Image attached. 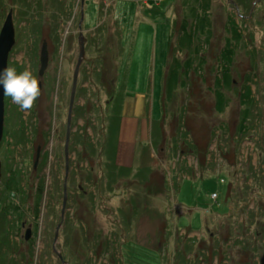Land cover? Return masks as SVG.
Listing matches in <instances>:
<instances>
[{
  "label": "rangeland",
  "instance_id": "rangeland-1",
  "mask_svg": "<svg viewBox=\"0 0 264 264\" xmlns=\"http://www.w3.org/2000/svg\"><path fill=\"white\" fill-rule=\"evenodd\" d=\"M211 2L212 37L207 42L202 36L199 42L201 54L206 59L201 75L205 81L201 83L199 77H194L186 88L179 87L176 97L167 102L165 113L161 103L162 97L163 101L165 99L163 76L172 45L175 47L176 41L183 39L178 29L184 12L186 15V9L195 4L194 0H85L84 7L82 0H26L24 3L0 0V32L9 12H14L16 43L8 66L15 67L18 72L31 70L39 87L41 84V95L30 110H21L5 96L4 138L0 144L1 187L5 177L12 171L17 172L21 189L17 196L13 194L11 202L22 212L20 218L12 212L5 219L0 213V264H13L12 260L16 264H26V259H32V264H62L55 250V238L62 221L67 171L65 143L81 33L86 38V55L80 68L73 110L68 202L56 243L57 251L73 263L75 256H79L76 251L78 225L83 224L85 216L93 217L90 213L94 210L105 238L108 235L114 240L119 234L125 237L121 242V264H188L187 260L189 264H264V232L259 240L251 242L257 248L253 256L243 249L244 245L237 244L241 241L238 235L221 243L223 255L220 245L213 243L209 236L216 233L222 241L231 216L234 224H243L258 216L250 212L264 210V0H241L244 6L238 0ZM142 6L149 8L146 15ZM81 9H84L82 26ZM231 19L236 20L243 38L235 47L232 63L235 84L224 88L227 106L223 113H218L214 82L220 53L233 38L228 28ZM117 25L121 46L116 47ZM101 26H109L106 41L93 44V37L98 33L96 29ZM45 42L48 43L49 67L41 77L40 58ZM187 55L183 51L179 56L186 60ZM252 59L258 64L255 68L257 84L252 89L260 103V123L246 136H240L236 130L242 111L239 91L244 75L253 71ZM111 77L115 82L118 78L115 97L122 103L120 116L125 118L126 98L146 95L147 118L144 120L148 125L151 103L150 118L154 124L159 122L156 128L165 125L166 137L164 147L160 144L166 152H160L159 130L149 142L147 151L153 154V162H158L162 168L158 169L160 175L156 180L161 181L158 186L167 188L168 194H160L157 199L145 198L144 194H139L145 189H149L148 194L151 190L157 193L153 184L150 188L125 183L121 188L127 194L125 200L134 203L121 214L115 210L122 205V195H119L122 190L114 196L106 193L104 170L107 167L100 160L101 131L114 107V98L109 95L111 87L107 85ZM141 116H145L142 108L136 117L141 119ZM122 140L131 141L129 134ZM176 140L180 146L177 152ZM142 141H146L145 135ZM147 151L141 149L142 162L149 154ZM90 168L95 172L93 182H99L95 209L87 208L89 203L86 204L77 189L80 184L89 193L98 189L86 180L82 182L81 176ZM138 169L135 168L133 174ZM37 187L43 190L39 202ZM229 191L239 201L238 206L229 201ZM167 196L170 198L165 199ZM78 198L81 205L76 206ZM37 202L40 204L39 217L35 215ZM128 213L135 221L132 230L127 222ZM255 221L258 220L254 219L253 223ZM246 227L248 223L245 231ZM28 229L33 234L30 242L25 240ZM241 229L242 237L245 234ZM250 237L252 234L247 233L245 238L249 239L244 240V248L249 247ZM29 243L34 244L33 255ZM177 245L183 248L175 253ZM186 245L195 246L188 257L183 254ZM114 249L116 247H111V254L116 255ZM214 252L217 256H213ZM106 263L102 259L98 264Z\"/></svg>",
  "mask_w": 264,
  "mask_h": 264
},
{
  "label": "trees",
  "instance_id": "trees-1",
  "mask_svg": "<svg viewBox=\"0 0 264 264\" xmlns=\"http://www.w3.org/2000/svg\"><path fill=\"white\" fill-rule=\"evenodd\" d=\"M20 2H26V0H19ZM195 4L192 5V7H188L186 9V15L184 12V19L182 21V24L180 25V29H178L179 35L183 37V39L176 41L177 45L175 47L171 48L170 52V61L168 64V68L165 74V99L163 101V108L166 113V105L167 102L169 103L174 99L176 96V91L178 88L183 87L186 88L188 83H192L194 77H199L200 82L204 83L205 79L201 77L203 74V70H205V65H206V59L204 55L201 54V46H200V40H202L203 37H205L206 41L209 42V40L212 37V19H211V9H212V0H194ZM241 3V0H238ZM40 3V2H39ZM242 4V3H241ZM243 5V4H242ZM244 6V5H243ZM81 16H82V9H81ZM235 19V18H234ZM244 23L247 21L243 20ZM176 27V26H175ZM174 27V28H175ZM117 31L115 32L116 34L114 37L118 38L116 41V47L121 46V34L118 32V25L116 26ZM228 28L233 34V38H230L224 48L222 49L219 59H218V75L215 79L214 82V95L217 99L216 105H215V110L218 113H223L224 110L226 109L228 101L226 99V96L224 95L223 91L225 90L224 88H231L234 86L235 81L232 79V63L235 58V47L237 43L240 42V40L243 38V32L240 31V28L238 24L231 19L229 20V25ZM98 31L97 35L93 37V44L99 45L103 40L106 39L107 35L109 34V26H101L96 29ZM96 30L93 31V35L95 34ZM203 36V37H202ZM173 38V35L171 36V39ZM108 40V39H107ZM173 40V39H172ZM106 41V40H105ZM104 41V42H105ZM109 43H107L108 45ZM187 52V59L186 60H181L182 52ZM251 65L253 68V71L246 73L243 77V85L240 88V105L242 107V111L240 112V119L238 121L237 125V132L240 136H246L250 131L255 130L256 126L259 125L260 123V111L258 106L260 103L256 100L254 96V91H253V86H255L257 83L258 79V74H257V62L255 59L251 60ZM102 73V70H100ZM200 74V76H198ZM117 81V79H116ZM192 81V82H191ZM104 86L105 83L101 82ZM116 83L115 79L112 77L107 81V85L110 88L109 95L113 99L114 107L111 112V116L109 120L105 121V125L103 127V130L101 131V139L103 140V145H102V151H101V157L100 160L104 163V166L107 167L105 175V181L107 182L106 184V193L108 195L114 196L117 194V192H120L118 190H122L119 195H122L120 199H122V205L117 208L116 213H124L127 211V208H129L128 205H130L131 202L130 200L126 201L127 199V194L124 193V189H121L123 184L127 183L130 186L134 185H140V187H150L153 184L157 188V193H155L153 190L148 194L149 189H145V192L143 193L140 192L139 194H144L145 198L149 199H157L159 198L160 194H165L168 190L167 188H160L158 186L159 181L158 179L156 180L157 176L160 175V171H158L159 168H161L160 164L158 162H153V158L150 159V157H146V159L141 163L142 165L139 167V171L136 174H133V168L131 167H124L120 166L117 163V152H118V146H119V131H120V125H121V116H120V107H122V103L120 100H118L115 97L116 93ZM189 96V95H188ZM116 99V100H115ZM116 105V106H115ZM179 120L182 121L183 118L179 117ZM109 122V123H108ZM155 123V122H154ZM159 123V122H158ZM156 123V124H158ZM153 125V135H157L156 131L159 133L161 136L159 138L161 141L159 142V148L161 154L164 153V145L166 144V137L164 134V128L165 125L163 124L162 127L157 126L158 128ZM162 144V146L160 145ZM175 147H176V152L180 146L178 144V141H175ZM166 152V151H165ZM264 163V161L262 162ZM143 167H145L143 169ZM162 169V168H161ZM12 174L9 177H5L3 180V187L0 188V213L4 216V219L9 217V215L14 212L19 218L21 215V210L20 207L12 206L11 200H13L15 196H17L18 191L21 189V184H20V179L19 175L17 172H11ZM165 173V172H164ZM95 175L94 169L90 168L87 173L82 177V182L87 181L90 182L89 185L91 187H97L96 191H93L91 193L88 192L87 189L83 188V184H80L77 189L80 194H82L81 198L86 200V204L89 206H92V208H96V203H97V190H99V182L95 184L93 181V176ZM164 182V181H163ZM156 184V185H155ZM165 184V182H164ZM120 186V187H119ZM118 187V188H116ZM159 187V188H158ZM161 187H164L163 184ZM38 188V187H37ZM103 188V187H102ZM37 193L38 194V202L41 198V194L43 193L42 188H38ZM147 192V194H145ZM168 194V193H166ZM170 197H165V199H169ZM228 198L229 201L235 202L238 206L239 201L236 200L234 195H232V192H228ZM15 200V199H14ZM110 201V198H109ZM35 205L36 212L35 215L39 217L40 214V204ZM76 206L81 205V199L78 198L76 200ZM123 206V207H122ZM260 211V213H259ZM166 213V212H165ZM252 216L255 217L253 219H250L249 221L244 222L241 224L240 222L234 224L231 219H228V227L226 233L223 235L222 234V241L219 240V236L216 233H212L210 236L211 240L213 243H217V245H220V254L223 255L221 243L226 239V242L230 238H236L235 235L240 236L238 242V245H246L245 241H248L249 238H245L246 234H252V238L250 237V242H248L249 247L243 246V249L245 251H249L251 255H256L257 248L255 244H251V242L254 241L255 239L259 240V236L261 233L264 232V210L262 209H257L255 212H250ZM90 215L93 217H89V215L85 216L83 218V224L78 225V242L76 246V251L79 254V256H75L76 259H74L73 263L71 261H67L65 256L64 260L68 262L69 264H98L99 260L105 259L107 261L106 264H121L122 263V250H121V242L125 238L124 236L122 237V234H119L114 240L110 239L107 235H104V229L100 226L99 222L97 221V218H95V211L92 210ZM130 213H128V223L129 227L132 230V225L135 223L133 221ZM261 216V217H260ZM257 219L258 221H255L256 223H253V220ZM85 222V223H84ZM241 225H240V224ZM248 223V227H246L245 231V225ZM256 224V225H255ZM239 226V227H237ZM255 226L256 229L254 230L252 227ZM241 228L244 229V236L241 237L240 231L242 230ZM239 230V232H238ZM81 232V233H80ZM237 232V233H236ZM128 235H130V231L127 230ZM207 234V233H206ZM127 235V236H128ZM126 236V237H127ZM229 237V238H228ZM128 240V239H127ZM194 240V239H193ZM112 241V242H111ZM129 241V240H128ZM237 241V240H236ZM194 242H196L194 240ZM215 243V244H216ZM170 244V243H169ZM167 244V245H169ZM29 249L31 252V255L34 253V244L29 243ZM112 245V246H110ZM124 245V243H123ZM195 245V243H194ZM116 247L117 254L113 255L111 254V247ZM161 247V245H159ZM195 246H185L186 249H183V254L185 257H188L189 254H191V251L193 250ZM162 248V247H161ZM183 248V246H176V249L174 250L175 253L180 252V249ZM214 248V244H213ZM201 249H204V247H201ZM217 249V248H214ZM212 249V250H214ZM113 250V251H114ZM190 250V251H189ZM120 252V256H119ZM202 251L200 250V253ZM241 252H244L242 250ZM187 255V256H186ZM213 256H217V253L214 252ZM264 256V255H263ZM32 258V257H31ZM25 261L26 264H32V259H26ZM102 263V261H100ZM13 264H16L15 261L12 260ZM187 263L189 264V260H187ZM2 264H5L3 262ZM24 264V263H23ZM185 264V263H184Z\"/></svg>",
  "mask_w": 264,
  "mask_h": 264
},
{
  "label": "water",
  "instance_id": "water-1",
  "mask_svg": "<svg viewBox=\"0 0 264 264\" xmlns=\"http://www.w3.org/2000/svg\"><path fill=\"white\" fill-rule=\"evenodd\" d=\"M84 3H85V0H82L83 7H84ZM82 14H83V18L81 21V26L84 22V9L82 10ZM15 43H16V39H15V27H14V12L11 10L6 17V20L0 32V71L8 67L9 55ZM85 55H86V38L84 37V34L81 33L80 56H79V60L77 63V67L75 69V74H74V82H73L71 102H70V108H69V116H68L67 138H66V143H65V156H66V170L67 171H66V177H65V182H64V203H63V210H62V221H61V224L58 226V229L56 232V238H55V250L60 260L62 261V264H69V263L64 260L62 253L57 251L56 243L59 238L60 228H62V225L64 222V215H65L67 202H68V180H69V173H70L69 148H70V140H71V133H72L71 125H72V118H73V110H74L75 101H76L80 68L82 66V62L85 58ZM40 61H41V69H40L39 75L43 77L49 67V50H48L47 42L43 44ZM40 88H41V84H40ZM4 126H5V95L3 91V86L0 85V144L4 138ZM37 155L39 158V151ZM36 166H37V163H36ZM1 182H2V164L0 162V187H1ZM31 235H32V230L28 229L26 232V240H29Z\"/></svg>",
  "mask_w": 264,
  "mask_h": 264
},
{
  "label": "crops",
  "instance_id": "crops-1",
  "mask_svg": "<svg viewBox=\"0 0 264 264\" xmlns=\"http://www.w3.org/2000/svg\"><path fill=\"white\" fill-rule=\"evenodd\" d=\"M167 1H176V0H167ZM146 2V1H145ZM165 2V1H164ZM146 4V3H145ZM144 15L149 11L147 6H142ZM152 20V19H151ZM174 24L176 20H173ZM175 27V26H174ZM137 38V36H136ZM170 61V56H169ZM168 61V64H169ZM156 65V63H155ZM168 68V67H167ZM167 71V69H166ZM166 74V73H165ZM163 82H165V75L163 76ZM129 81V80H128ZM118 82V78L117 81ZM117 90V83H116ZM163 96V94H162ZM146 95H136L135 97H128L125 99L123 105V116L121 117V127L119 131V146L117 152V163L120 166L131 167L133 170L139 168L142 163V152L141 149H149V142L152 140L153 135V125L154 121L152 117V106L149 105V124L145 122L146 110H147V101ZM162 107H163V97H162ZM140 108L143 109L145 116H141V119L136 117L140 113ZM138 121V122H137ZM129 134L131 141H123L122 137ZM146 136V141H142V137ZM148 157L150 159L153 157V154L150 151H147ZM146 159V158H145ZM160 169V168H159Z\"/></svg>",
  "mask_w": 264,
  "mask_h": 264
},
{
  "label": "clouds",
  "instance_id": "clouds-1",
  "mask_svg": "<svg viewBox=\"0 0 264 264\" xmlns=\"http://www.w3.org/2000/svg\"><path fill=\"white\" fill-rule=\"evenodd\" d=\"M0 85L4 95L10 97L21 110H30L41 95L37 77L29 69L18 72L13 66L0 71Z\"/></svg>",
  "mask_w": 264,
  "mask_h": 264
},
{
  "label": "built area",
  "instance_id": "built-area-1",
  "mask_svg": "<svg viewBox=\"0 0 264 264\" xmlns=\"http://www.w3.org/2000/svg\"><path fill=\"white\" fill-rule=\"evenodd\" d=\"M213 198H214V199H217L218 197H217V195L215 194V195L213 196Z\"/></svg>",
  "mask_w": 264,
  "mask_h": 264
},
{
  "label": "flooded vegetation",
  "instance_id": "flooded-vegetation-1",
  "mask_svg": "<svg viewBox=\"0 0 264 264\" xmlns=\"http://www.w3.org/2000/svg\"><path fill=\"white\" fill-rule=\"evenodd\" d=\"M32 235H33V234H32ZM32 235H31V237H32ZM31 237H30V239H31ZM30 239H29V240H30ZM25 240H26V236H25ZM29 240H26V241H29ZM29 242H30V241H29Z\"/></svg>",
  "mask_w": 264,
  "mask_h": 264
}]
</instances>
